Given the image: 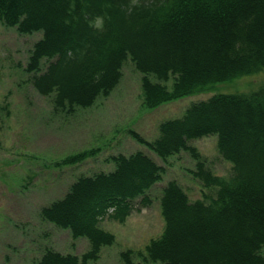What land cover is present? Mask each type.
<instances>
[{
    "label": "trees",
    "instance_id": "16d2710c",
    "mask_svg": "<svg viewBox=\"0 0 264 264\" xmlns=\"http://www.w3.org/2000/svg\"><path fill=\"white\" fill-rule=\"evenodd\" d=\"M1 23L42 33L24 69L54 111L67 114L109 96L128 60L142 74L148 108L264 68V0H0ZM127 131L165 162L189 151L196 159L191 172L211 192L192 201L176 180L167 182L160 197L164 229L139 251L145 259L264 264V86L194 102L183 116L162 121L152 141ZM209 134L218 135L219 152L233 164L230 177L214 173L188 144ZM100 151L83 149L58 163L77 164ZM110 157L115 170L81 175L40 210L74 238L86 237L90 249L78 255L47 247L36 264H91L114 241L102 219L123 221L137 200L151 202L165 166L142 150ZM131 256L132 250L123 253L127 264Z\"/></svg>",
    "mask_w": 264,
    "mask_h": 264
},
{
    "label": "rangeland",
    "instance_id": "374dc122",
    "mask_svg": "<svg viewBox=\"0 0 264 264\" xmlns=\"http://www.w3.org/2000/svg\"><path fill=\"white\" fill-rule=\"evenodd\" d=\"M41 37V32L22 34L15 27L0 24V264H36L47 247L65 254L87 252L90 242L86 237L74 238L69 229L44 220L40 210L63 197L81 175L115 170L111 155H130L137 150L164 165L165 171L149 192V204L137 200L123 221L109 216L102 219L101 226L114 235V241L104 246L91 264H127L123 253L128 250H132L133 264H159L145 259L148 254L139 251L146 250L164 229L160 205L163 187L176 180L192 201L211 192L191 172L196 159L189 151L165 162L146 144L133 140L127 130L134 128L152 141L159 135L162 121L183 116L194 102L218 93L258 90L264 86V68L148 108L142 102V74L128 60L120 83L109 96L67 114L54 111L51 97L34 88L24 69ZM217 143V134L188 142L197 147L214 173L230 177L233 164L222 156ZM98 146L101 151L82 162L58 163L67 155Z\"/></svg>",
    "mask_w": 264,
    "mask_h": 264
}]
</instances>
